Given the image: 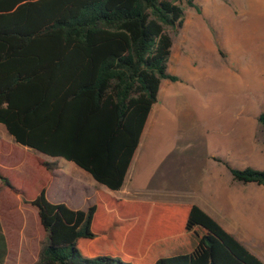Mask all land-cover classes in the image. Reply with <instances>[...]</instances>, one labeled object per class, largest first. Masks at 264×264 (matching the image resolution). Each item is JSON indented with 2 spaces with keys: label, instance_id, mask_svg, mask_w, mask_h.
<instances>
[{
  "label": "trees",
  "instance_id": "16d2710c",
  "mask_svg": "<svg viewBox=\"0 0 264 264\" xmlns=\"http://www.w3.org/2000/svg\"><path fill=\"white\" fill-rule=\"evenodd\" d=\"M185 7L201 12L195 0H0V124L27 151L120 189L162 80H179L168 60ZM257 121L264 132V111ZM216 160L232 180L264 186V169ZM29 203L46 233L34 264H264L194 204L98 189L73 209L44 186ZM137 216H147L139 237Z\"/></svg>",
  "mask_w": 264,
  "mask_h": 264
},
{
  "label": "rangeland",
  "instance_id": "374dc122",
  "mask_svg": "<svg viewBox=\"0 0 264 264\" xmlns=\"http://www.w3.org/2000/svg\"><path fill=\"white\" fill-rule=\"evenodd\" d=\"M195 2L201 12L185 7L168 60V71L179 80H162L160 87H167L160 100L162 118L143 147L142 175L135 182L148 189L147 198L162 186L160 171H170L165 187L193 193L199 189L192 180L201 176L200 184L212 167L223 166L216 159L236 168L264 169V132L257 121L264 111V0ZM26 149L0 124L2 215L11 239L22 225L36 231L34 207L17 194L33 198L44 186L51 201L84 209L96 183L71 161ZM226 171L214 179L215 189L221 186L224 193L230 187L235 201L228 210L246 220L247 244L264 260V186L236 182ZM207 185L204 180V190Z\"/></svg>",
  "mask_w": 264,
  "mask_h": 264
},
{
  "label": "crops",
  "instance_id": "0c3cea01",
  "mask_svg": "<svg viewBox=\"0 0 264 264\" xmlns=\"http://www.w3.org/2000/svg\"><path fill=\"white\" fill-rule=\"evenodd\" d=\"M177 58L175 62L177 63ZM178 64V63H177ZM176 64V65H177ZM173 74V73H171ZM175 75V74H174ZM162 83V82H161ZM161 85V84H160ZM167 87H164L166 89ZM164 89L163 87H159L157 94V101L152 105V108L147 116L146 122L144 124V128L139 138L138 146L134 151V154L131 158L130 164L128 166L123 184L118 190H110L106 186L92 182V195L91 198L88 199L86 197V207L83 208H73V209H82L85 210L87 207L94 203V197L96 191L102 190L103 192L109 194L112 198L116 200H124L130 202L137 203H150V202H168V203H188L197 205L201 210H203L206 214L212 217L216 222H218L227 232L231 233L236 239H238L242 244H244L252 253H254L257 257H259L263 262L264 260L255 253L249 246L246 237H248V229L251 230L247 225V222L244 218H237L231 215V212L228 210V206L234 203L235 198L231 196L230 187L227 186L224 189V193L221 191V186L218 189H215V178H218L222 174H227V169L225 166H221L219 168L212 167L210 170V176L208 179L204 177L203 181H207L208 187L206 190L202 187L203 181L199 184V180H192L195 184L192 186H196L197 190L193 193H186L183 190L181 191H172V188L165 187L167 186V175L170 174V171L159 172L162 175V178L159 181L162 183L160 189L158 190V194L155 197L147 198L144 195L148 189L144 187H140L136 184V178L141 176L140 174V162L142 160L145 149L143 148L146 143L151 138L153 133V129L156 127V123L162 118L163 107L160 105V100L164 97ZM228 161V160H225ZM229 162V161H228ZM221 163V162H219ZM222 164V163H221ZM171 181H174L172 179ZM214 181V182H213ZM211 184L213 186H211ZM191 186V187H192ZM210 186V187H209ZM195 187V188H196ZM0 188H4V184L0 181ZM9 188V187H8ZM46 195V194H45ZM18 199L22 203H29V201L33 198H23L21 194H17ZM0 194V264H34L38 260L39 250L41 243L45 240V230L40 224L37 209L30 204V206L34 207L33 210L34 215L36 217V231L32 232L26 228V226L22 225L19 229V233L14 232L13 239L8 236L6 231L5 219L2 215V198ZM47 198V197H46ZM51 201L49 198H47ZM228 200V203L227 201ZM233 201V203H232ZM54 202V201H51ZM61 202V201H57ZM56 203V202H54ZM64 203V202H63ZM232 203V204H231ZM66 204V203H65ZM69 206L68 204H66ZM70 207V206H69ZM72 208V207H70ZM222 213L224 214L222 216ZM225 218V219H224ZM147 221V216H137L136 223L134 224L132 231L133 236L136 233V236H140L142 233L144 226ZM138 244L134 245L133 256L139 255L138 253Z\"/></svg>",
  "mask_w": 264,
  "mask_h": 264
}]
</instances>
